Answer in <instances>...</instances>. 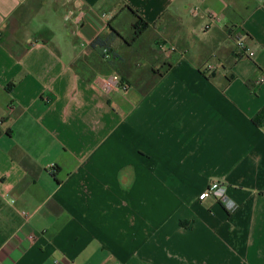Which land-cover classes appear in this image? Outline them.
Segmentation results:
<instances>
[{
    "label": "crops",
    "instance_id": "crops-1",
    "mask_svg": "<svg viewBox=\"0 0 264 264\" xmlns=\"http://www.w3.org/2000/svg\"><path fill=\"white\" fill-rule=\"evenodd\" d=\"M261 77L264 0H0V264H264Z\"/></svg>",
    "mask_w": 264,
    "mask_h": 264
},
{
    "label": "built area",
    "instance_id": "built-area-1",
    "mask_svg": "<svg viewBox=\"0 0 264 264\" xmlns=\"http://www.w3.org/2000/svg\"><path fill=\"white\" fill-rule=\"evenodd\" d=\"M198 7H193L190 10V13L192 16H196L198 14ZM210 23H207L203 26V30H208L213 23L221 22L218 15L210 11L208 14ZM229 36L233 39L234 45H235V52L244 57L253 58L255 56V52L246 42V38L244 36V33L238 30L237 27H232L231 30L229 28ZM222 67V64L220 62H209L207 61L204 63L202 71H204L207 74H211L212 72L220 69ZM258 83L262 84L264 83V77L259 78ZM101 89L104 92H108L110 90H121V91H127L128 85L121 83L120 78L116 75L109 76L106 78H103L100 83ZM208 197H213L216 200H218L228 211H234L236 209V205L229 200V198L226 195V186L223 183L215 182L212 183V185L208 188L203 190L199 195L198 199L203 200ZM53 264H65L63 261H54Z\"/></svg>",
    "mask_w": 264,
    "mask_h": 264
},
{
    "label": "trees",
    "instance_id": "trees-1",
    "mask_svg": "<svg viewBox=\"0 0 264 264\" xmlns=\"http://www.w3.org/2000/svg\"><path fill=\"white\" fill-rule=\"evenodd\" d=\"M133 14L136 17V20L132 24V34L129 39L123 38V40L128 44L132 45L134 41H136L149 27V23L146 22L137 11L132 10ZM110 31L108 33L100 34L96 36L93 41L90 43L91 49L98 54L100 57L104 58L105 61L111 66L113 69H117V65H122L124 63L123 56L116 53V50L113 47L114 40L116 38H121V34L113 29L111 25ZM120 79L125 80L122 75H120ZM13 83H10L6 86L7 91H11L13 87ZM261 119H264V108H262L253 118L256 123H259Z\"/></svg>",
    "mask_w": 264,
    "mask_h": 264
},
{
    "label": "rangeland",
    "instance_id": "rangeland-1",
    "mask_svg": "<svg viewBox=\"0 0 264 264\" xmlns=\"http://www.w3.org/2000/svg\"><path fill=\"white\" fill-rule=\"evenodd\" d=\"M118 46V45H117Z\"/></svg>",
    "mask_w": 264,
    "mask_h": 264
}]
</instances>
